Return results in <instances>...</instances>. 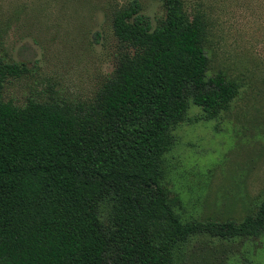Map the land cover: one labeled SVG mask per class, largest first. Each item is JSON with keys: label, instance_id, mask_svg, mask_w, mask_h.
<instances>
[{"label": "trees", "instance_id": "obj_1", "mask_svg": "<svg viewBox=\"0 0 264 264\" xmlns=\"http://www.w3.org/2000/svg\"><path fill=\"white\" fill-rule=\"evenodd\" d=\"M164 10L155 26L138 0L112 13L114 69L86 102L5 101L25 69L0 60V264H173L194 236L264 234V193L240 221L183 220L162 184L190 104L215 118L239 91L207 76L203 18Z\"/></svg>", "mask_w": 264, "mask_h": 264}, {"label": "rangeland", "instance_id": "obj_2", "mask_svg": "<svg viewBox=\"0 0 264 264\" xmlns=\"http://www.w3.org/2000/svg\"><path fill=\"white\" fill-rule=\"evenodd\" d=\"M132 0H0V60L25 71L9 78L2 98L86 102L115 65L112 13ZM206 26L207 76L239 86L229 108L207 119L190 104L172 128L162 184L183 220L253 214L264 193V0H181ZM152 26L164 0H138ZM173 264H264V234L223 240L194 236Z\"/></svg>", "mask_w": 264, "mask_h": 264}]
</instances>
